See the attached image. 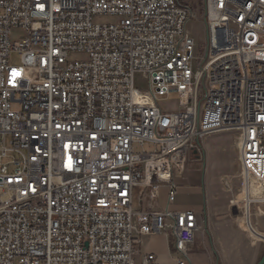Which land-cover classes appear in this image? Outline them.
I'll return each instance as SVG.
<instances>
[{
	"label": "built area",
	"instance_id": "obj_1",
	"mask_svg": "<svg viewBox=\"0 0 264 264\" xmlns=\"http://www.w3.org/2000/svg\"><path fill=\"white\" fill-rule=\"evenodd\" d=\"M201 1L197 57L188 24ZM172 93L178 109L164 110ZM223 132L239 139L252 203L250 179L264 188V0H0V264H136L152 235L193 264L198 214L153 204L163 187L174 203L175 176Z\"/></svg>",
	"mask_w": 264,
	"mask_h": 264
},
{
	"label": "rangeland",
	"instance_id": "obj_2",
	"mask_svg": "<svg viewBox=\"0 0 264 264\" xmlns=\"http://www.w3.org/2000/svg\"><path fill=\"white\" fill-rule=\"evenodd\" d=\"M199 7L198 18L202 20H193L188 24V30L197 43L195 50L197 57L203 55V47L206 41L203 1L200 2ZM95 21L101 24L114 23L117 18L109 14H102L96 16ZM23 36L24 32L19 29L14 30L12 35L14 40H19ZM70 58L84 60L87 56L83 53H73ZM10 62L14 66L21 65V54L18 52L11 54ZM25 76L38 79L41 77L40 69L37 66H26ZM136 86L142 90L148 88L147 80L143 75L137 76ZM178 100L179 95L172 93L168 97H160L159 104L164 110H177ZM223 133L228 134L226 138L221 139L213 136L210 141L212 147L208 149L203 147L198 154L207 165V170L212 172L211 201L214 218L212 221L209 220L207 228L213 247H216L217 250H215L214 255L215 261L216 264H259L264 256V238H262L264 237V205L262 202L260 205H256L255 202L250 203L251 222L259 234L257 237L256 233L247 226L245 220L244 203L249 201V197L243 195L244 170L243 167L241 169L238 156L233 148L236 135L228 132ZM135 149L140 152L143 150L150 151L152 146L149 144L143 147L136 145ZM194 155L196 154L191 155V161L194 160ZM240 172H242V176L238 178ZM250 182L255 199L263 198L264 188L253 179H250ZM203 204V210H205L204 193ZM140 206L138 192L135 191L133 207L140 208ZM191 259L193 264H208L199 252L192 253Z\"/></svg>",
	"mask_w": 264,
	"mask_h": 264
},
{
	"label": "crops",
	"instance_id": "obj_3",
	"mask_svg": "<svg viewBox=\"0 0 264 264\" xmlns=\"http://www.w3.org/2000/svg\"><path fill=\"white\" fill-rule=\"evenodd\" d=\"M228 134L217 133L205 139V149L212 147L211 138H226ZM234 151L238 156L236 142ZM178 185L177 195L174 203L168 205V189H161L159 201L153 204L154 209L163 210L167 207L172 211L191 210L198 214L200 228L197 231L196 241L191 248V254L199 252L208 264H216L213 242L209 238V220L214 218V210L211 201L212 193V172L207 170V165L202 158L194 155L186 168L175 176ZM203 193L205 197V210H203ZM137 210H148L149 203L145 200L140 203ZM213 239V238H212ZM216 250V251H215ZM148 255H155L157 264H175L176 252L173 249L172 239L165 235H152L146 237L142 245L137 246L136 264H145ZM208 255V256H207Z\"/></svg>",
	"mask_w": 264,
	"mask_h": 264
},
{
	"label": "bare ground",
	"instance_id": "obj_4",
	"mask_svg": "<svg viewBox=\"0 0 264 264\" xmlns=\"http://www.w3.org/2000/svg\"><path fill=\"white\" fill-rule=\"evenodd\" d=\"M226 31H227V24H218L217 34H224V32H226ZM235 139H236V146H237V151H238V162H239L241 169H242L243 166H242V162H241V145H240L238 137L235 136ZM241 176H242V172H240V174L237 177L241 178ZM243 195H247L249 197L248 188L244 189ZM254 202L256 203V205H260V202H262V204L264 205V197L263 198L259 197L258 199H255ZM246 203L247 204L250 203V198H249V201ZM258 235L259 234L257 233L256 236L258 237Z\"/></svg>",
	"mask_w": 264,
	"mask_h": 264
},
{
	"label": "water",
	"instance_id": "obj_5",
	"mask_svg": "<svg viewBox=\"0 0 264 264\" xmlns=\"http://www.w3.org/2000/svg\"><path fill=\"white\" fill-rule=\"evenodd\" d=\"M259 264H264V256Z\"/></svg>",
	"mask_w": 264,
	"mask_h": 264
}]
</instances>
